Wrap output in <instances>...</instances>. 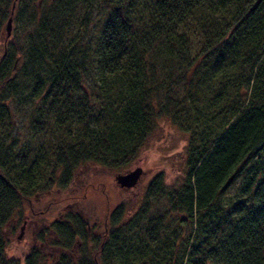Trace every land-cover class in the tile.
<instances>
[{"label": "trees", "instance_id": "obj_1", "mask_svg": "<svg viewBox=\"0 0 264 264\" xmlns=\"http://www.w3.org/2000/svg\"><path fill=\"white\" fill-rule=\"evenodd\" d=\"M14 1L0 0V264H264V0H18L12 15ZM163 119L189 136L178 188L157 173L135 206L63 213L9 256L6 227L39 214L34 198L83 165L127 167Z\"/></svg>", "mask_w": 264, "mask_h": 264}, {"label": "rangeland", "instance_id": "obj_2", "mask_svg": "<svg viewBox=\"0 0 264 264\" xmlns=\"http://www.w3.org/2000/svg\"><path fill=\"white\" fill-rule=\"evenodd\" d=\"M89 11L93 14L92 25L99 26L98 12L95 9ZM14 34L15 26L12 22L11 36ZM17 76L19 77L20 73ZM188 138L184 131L163 119L137 159L127 167L108 169L91 164L79 167L68 189L45 192L31 201L35 213L39 214L32 215L24 209L22 214L15 217L13 224L6 227L9 256L23 261L31 248L39 245L36 240L37 232L42 228L48 232L53 222L64 218L63 213L71 212L75 208H78L76 211L80 212L84 219L93 223L94 218L105 221L107 211L120 201H127L130 207L135 206L141 200L149 181L157 173H163L166 186H179L186 170L184 148ZM137 167L144 171L137 187L120 189L115 183V176ZM55 201L61 202L51 205ZM48 252L50 253V250Z\"/></svg>", "mask_w": 264, "mask_h": 264}, {"label": "water", "instance_id": "obj_3", "mask_svg": "<svg viewBox=\"0 0 264 264\" xmlns=\"http://www.w3.org/2000/svg\"><path fill=\"white\" fill-rule=\"evenodd\" d=\"M18 0H15L12 6V11L11 14L13 15L15 6H16V2ZM11 17L8 19L7 24H6V35L7 38H9L11 36V31H12V22H13V18ZM143 169L141 167H137L136 169L126 172V173H120L117 174L115 176V183L116 185L120 188V189H133L135 187H137V185L139 184L142 176H143ZM21 238V236L19 237Z\"/></svg>", "mask_w": 264, "mask_h": 264}, {"label": "flooded vegetation", "instance_id": "obj_4", "mask_svg": "<svg viewBox=\"0 0 264 264\" xmlns=\"http://www.w3.org/2000/svg\"><path fill=\"white\" fill-rule=\"evenodd\" d=\"M78 208H75L74 210H72V211H75V210H77ZM80 213V212H79ZM86 221H88V220H86Z\"/></svg>", "mask_w": 264, "mask_h": 264}]
</instances>
